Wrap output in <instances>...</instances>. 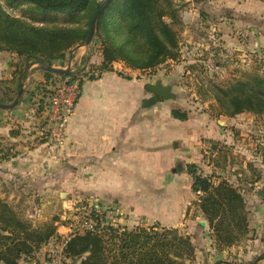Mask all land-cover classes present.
Returning a JSON list of instances; mask_svg holds the SVG:
<instances>
[{
	"label": "rangeland",
	"instance_id": "374dc122",
	"mask_svg": "<svg viewBox=\"0 0 264 264\" xmlns=\"http://www.w3.org/2000/svg\"><path fill=\"white\" fill-rule=\"evenodd\" d=\"M108 1L91 0L85 10L63 13L44 10L27 1L0 0V23L24 28L32 37L30 43L37 45L34 53L20 54L4 48L0 42V59L2 52L13 57L6 60L12 62L13 75L18 78L15 88L5 92L0 88L4 92L0 95L1 103L13 104L18 99L16 105L6 109L22 104V113L26 111L12 122L10 131H19L17 127L21 124L17 120L30 121L32 118L31 126L36 129L35 142L43 143L45 140L40 139L37 131L44 124L45 109L55 87L66 79L78 80L83 87L92 76L100 78L102 72L111 71L119 79L133 81L120 84L118 88L124 93L141 90L145 94L143 97L146 98L136 94L133 120L147 124L149 130L144 132L149 140L146 141H150L153 148H157L159 138L163 140L161 144L165 143L168 156L166 173L161 178H150L149 192L144 189L145 193L133 195L136 200L125 205L122 203L123 206L118 204L121 214L117 216V223L129 225V228L160 224L188 235L194 245V255L190 259H177V264H226V261L258 264V261L254 263L255 259L264 255V198L258 193L264 188V114L244 112L228 118L215 96L220 87L244 76V72L264 75V48L256 47L254 33L251 32V36L248 32L242 34L244 25L229 13L230 9L233 14L238 11L253 13L256 9L254 3L264 0H173L183 21V25L179 22L173 25L178 31L180 46L175 49V57L146 70L132 69L120 60L112 63V70L104 68L102 40L109 33L105 25L102 30H97L96 23L92 40L86 42L96 7L99 3L106 6ZM191 10H195L194 15ZM112 14L110 7L105 13L107 28L112 27L111 35L120 41L123 34L115 28L120 18L110 17ZM166 20L173 23L169 17ZM62 31L72 37L81 35L83 38L85 34L87 37L64 50L63 54L48 57L50 38L61 36ZM23 47L28 49L26 44ZM48 67L69 69L70 72H54ZM147 85L161 87L165 95L154 93ZM147 95H150L149 99ZM147 106L149 109L144 108ZM174 109L187 112L188 118H175ZM53 145L57 146L56 149L61 147ZM65 163L61 154H54L50 166L59 176L45 186L40 183L26 188L28 181L25 179L13 180L10 185L0 177V197L34 226L54 218L59 219L58 225L66 224L77 208L90 202L97 201L106 207L116 205L89 192L80 195L68 192L81 187L65 185L69 178L63 179L60 174ZM141 163L135 159L134 167L141 166ZM189 163L198 165V173L211 176L214 186L226 181L227 177L240 188L247 205L250 230L239 243L227 246L222 241L217 242L201 208L204 194L192 190L193 177L187 171ZM155 165L153 160L151 169ZM10 190L15 192L4 193ZM212 193L219 195L217 191ZM213 202L214 197L208 196L205 204L211 209ZM129 205H134L133 210ZM236 217L233 220L230 216L223 217L224 225L239 220V216ZM233 231L237 232V229ZM36 252L23 259L34 264L39 260ZM68 264H78V260L70 259Z\"/></svg>",
	"mask_w": 264,
	"mask_h": 264
},
{
	"label": "trees",
	"instance_id": "16d2710c",
	"mask_svg": "<svg viewBox=\"0 0 264 264\" xmlns=\"http://www.w3.org/2000/svg\"><path fill=\"white\" fill-rule=\"evenodd\" d=\"M12 1H27L44 10L63 13L85 10L91 3V0ZM100 6L101 3L95 12ZM110 7L114 14L110 17L120 18L115 27L123 34L120 41L111 35L112 27L107 28L105 13ZM166 17L171 18L173 23L168 22ZM174 22L183 25L173 0H109L97 21V30H102V25H105V30L109 31L102 40L104 68L112 70V63L120 60L132 69L146 70L175 57V49L180 46V37L173 27ZM59 34L62 35L50 38L48 57L63 54L64 50L87 37V34L83 38L81 35L72 37L66 31ZM31 39L24 28L0 23V42L5 45L4 48L20 54L34 53L37 45L31 44ZM25 44L28 49L23 47ZM244 74L220 87L215 96L228 117L244 112L264 114V75L247 72ZM96 78L92 76L91 80ZM172 113L180 120L188 118L185 111L174 109ZM197 169L196 163L187 165V171L193 177L192 190L204 194L201 208L209 220L217 242L222 241L227 246L239 243L250 230L247 205L240 188L233 185L227 177L226 181L214 186L211 176L200 174ZM212 191H217L218 197ZM208 196L214 197L211 209L205 204ZM225 216H230L232 220L239 216V220L224 225ZM58 220L54 218L34 226L0 197V264H18L23 257L32 255L57 234ZM97 220L98 226L95 230L76 235L68 242L67 254L73 261L77 259L78 264H177V259H190L194 255V245L190 237L180 233L177 228L160 224L129 228L105 223L101 217ZM235 228L237 232L233 231ZM262 259L264 255H259L254 263ZM226 264L232 263L226 261Z\"/></svg>",
	"mask_w": 264,
	"mask_h": 264
},
{
	"label": "crops",
	"instance_id": "0c3cea01",
	"mask_svg": "<svg viewBox=\"0 0 264 264\" xmlns=\"http://www.w3.org/2000/svg\"><path fill=\"white\" fill-rule=\"evenodd\" d=\"M254 4L256 9L253 13L238 11V14H233L231 9L229 13L240 19L241 24L244 25L242 34L248 32L251 36V32L254 33L256 47L263 49L264 2ZM191 12L193 14L195 10ZM248 24L249 27H247ZM1 54L0 88L5 92L16 87L18 78L13 75L10 66L12 62L6 60L13 57L5 55V52ZM128 82L133 81L127 78L119 79L111 71L102 72L100 78L85 82L76 110L68 125L67 137L59 149L45 141L36 144V129L31 126L32 118L30 121L17 120L21 124L17 127L19 131L13 133L10 131L13 129L12 122L19 115L22 117L26 113L25 110L22 113V104L13 109L0 107V136H2L0 137V177L10 185L13 180L25 179L28 181L26 188L38 186L40 183L41 186H45L49 180L52 181L59 176L50 166L54 154L59 153L66 160L65 167L60 173L63 179L69 178L65 185L83 188L68 191L73 192L74 195L89 192L90 195L94 194L104 199L106 203L116 204L112 207L121 210L118 204L125 205L136 200L135 198L133 200V195L145 193L144 189L149 192L150 178H161L166 173L165 162L168 155L165 151V143L161 144L163 140L159 138L157 148H153L150 141L147 142L149 139L144 132L149 130L147 124L133 120L136 111V94L141 98L146 97H143L145 94L141 90L137 93H124L119 90L120 84ZM5 86L8 88L6 89ZM1 89L0 95L4 94ZM147 98L149 99L150 95H147ZM144 108L149 109V106ZM135 159L143 164L141 163V166L138 164L135 168ZM153 160L156 165L151 169L150 163ZM151 172H153L152 175ZM135 179L137 183L134 182ZM85 188L87 189L82 191ZM14 192L10 190L4 193L13 194ZM129 206L133 210L134 205ZM63 225L66 224L60 223L58 230L64 231ZM18 264L29 263L22 259ZM258 264H264V259L259 260Z\"/></svg>",
	"mask_w": 264,
	"mask_h": 264
},
{
	"label": "built area",
	"instance_id": "2783aa9c",
	"mask_svg": "<svg viewBox=\"0 0 264 264\" xmlns=\"http://www.w3.org/2000/svg\"><path fill=\"white\" fill-rule=\"evenodd\" d=\"M82 86L78 80L66 79L59 83L51 95L45 109L44 124L40 126L38 135L49 144L62 145L67 137L70 120L76 110ZM121 214L117 208L106 207L95 201L89 205L77 208L70 215L64 231L46 241L38 250L39 258L34 264H68V242L76 235L93 231L98 226V217L104 218L105 223L119 225L117 216Z\"/></svg>",
	"mask_w": 264,
	"mask_h": 264
},
{
	"label": "water",
	"instance_id": "95a60500",
	"mask_svg": "<svg viewBox=\"0 0 264 264\" xmlns=\"http://www.w3.org/2000/svg\"><path fill=\"white\" fill-rule=\"evenodd\" d=\"M105 3H102L101 6L98 8V10L96 11L95 15H94V18H93V21H92V24H91V28H90V32H89V35H88V38H87V43H89L92 38H93V35H94V32H95V26H96V23H97V20L99 18V15L104 7ZM49 70L51 71H54V72H59V73H69L70 70L69 69H59V68H54V67H48ZM147 88L152 90L154 93L158 94V95H165V91L162 90L161 87H154V86H150V85H147ZM22 93V90L19 91V95ZM18 103V99H15L14 103L13 104H4V103H1L0 102V107L2 108H12L14 105H16ZM258 193L264 198V188L259 190Z\"/></svg>",
	"mask_w": 264,
	"mask_h": 264
}]
</instances>
